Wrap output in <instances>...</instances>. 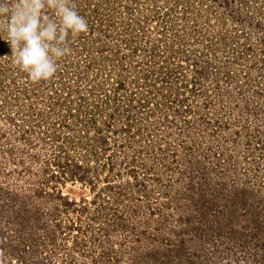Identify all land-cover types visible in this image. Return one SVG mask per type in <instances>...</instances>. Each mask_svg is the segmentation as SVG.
<instances>
[{"label": "rangeland", "instance_id": "rangeland-1", "mask_svg": "<svg viewBox=\"0 0 264 264\" xmlns=\"http://www.w3.org/2000/svg\"><path fill=\"white\" fill-rule=\"evenodd\" d=\"M73 2L48 80L0 33V264H264V0Z\"/></svg>", "mask_w": 264, "mask_h": 264}, {"label": "clouds", "instance_id": "clouds-1", "mask_svg": "<svg viewBox=\"0 0 264 264\" xmlns=\"http://www.w3.org/2000/svg\"><path fill=\"white\" fill-rule=\"evenodd\" d=\"M45 9L53 10L56 19ZM88 31L73 0H0V33L6 34L13 64L33 83L48 80L68 54L69 35Z\"/></svg>", "mask_w": 264, "mask_h": 264}]
</instances>
